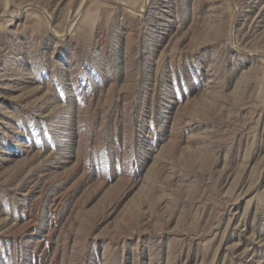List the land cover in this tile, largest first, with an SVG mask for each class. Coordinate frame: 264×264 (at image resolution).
Listing matches in <instances>:
<instances>
[{
  "label": "rangeland",
  "instance_id": "obj_1",
  "mask_svg": "<svg viewBox=\"0 0 264 264\" xmlns=\"http://www.w3.org/2000/svg\"><path fill=\"white\" fill-rule=\"evenodd\" d=\"M0 264H264V0H0Z\"/></svg>",
  "mask_w": 264,
  "mask_h": 264
}]
</instances>
